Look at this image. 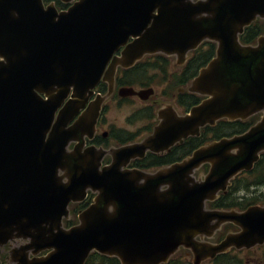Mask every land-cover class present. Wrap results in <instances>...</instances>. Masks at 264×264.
<instances>
[{"label": "water", "instance_id": "1", "mask_svg": "<svg viewBox=\"0 0 264 264\" xmlns=\"http://www.w3.org/2000/svg\"><path fill=\"white\" fill-rule=\"evenodd\" d=\"M258 16L264 18V0H78L60 12L44 0H0V244L17 236L30 240L22 250L54 248L32 260L19 251L15 264H84L94 249L122 264H161L180 246L191 248L199 264L232 246L264 243V206L206 207L264 152V34L256 45L240 41ZM205 39L218 43L217 53L191 91L207 97L185 115L170 105L161 109L154 133L116 149L113 163L100 170L105 151L82 146L85 133L93 136L102 97L67 128L100 81L113 91L119 64L129 67L157 52L184 59ZM153 91L119 93L147 98ZM257 112L261 119L245 133L208 143L155 173L122 169L148 149L164 152L200 135L207 124ZM71 139L80 143L69 153ZM205 163L209 172L197 181L193 172ZM89 187L99 190L95 203L65 229L69 203L85 198ZM226 222L241 230L218 244L196 239Z\"/></svg>", "mask_w": 264, "mask_h": 264}, {"label": "trees", "instance_id": "2", "mask_svg": "<svg viewBox=\"0 0 264 264\" xmlns=\"http://www.w3.org/2000/svg\"><path fill=\"white\" fill-rule=\"evenodd\" d=\"M262 34H264V19L258 18L251 25L245 28V32L240 36V40L244 44H254L257 42L258 37ZM216 46L217 43L214 41L207 40L206 42H203L201 46H199V48L195 51L194 56L196 57H192L189 60V63L185 68V75L183 76L187 77L191 73L192 75L190 76V78L194 76L199 70V68L205 63H207L216 54ZM203 48L205 49V51H203ZM157 57L158 58L156 60H152L151 62L141 61L137 64V66L129 70H125L126 72L125 76L123 77L122 80H120V82H122L123 85H127V84L133 85V82L137 77H142L144 81L146 79L147 68L161 65L163 62L167 60L163 56H157ZM200 98H201L200 96L183 94V93L180 94L179 96L180 103L183 106L187 105V107L198 103ZM260 115H261L260 113L255 114L246 120L238 119V120L230 121L227 119H221L217 122L216 125L206 126L203 129L202 135L200 137L191 136L187 138L183 144L173 147L170 151L164 154L159 155L155 153H150L148 156H146V158L138 159L136 160L135 163L143 168H149V167L163 165L180 160L184 156L189 155L195 148L208 141L219 139L223 136H231L234 134H239L247 131L253 124L257 122V120L260 118ZM151 117H154V115L153 116L151 115ZM149 129H151V127ZM121 132H122L121 135L120 133L119 135L113 134V137L122 143L132 138L130 137L129 132H124V131ZM123 133H125V135H123ZM242 174L253 177V180L248 182L246 187H249V185L258 186L261 185V183H264V152L262 153L260 160L256 163L254 169L249 172L246 171ZM239 181L240 180L236 178L227 191L221 192L220 197H218L216 200L209 201L208 202L209 207L244 209L243 205L245 203L244 200L246 199V196H238V192L241 191V189H243V187L239 185ZM245 201L247 203V205L245 204L246 207L250 204H254V201H247V200ZM87 204H88L87 202L80 204L73 203V210H72L73 218L65 221L67 226H71L78 221L77 213H79L81 209L86 207ZM232 226L235 225L232 224ZM98 261H100L101 264H120L117 258L110 259V257L105 255H100L97 252H94V255H92L91 258L88 259L86 264H97ZM166 264H177V261L176 259L171 258L170 261Z\"/></svg>", "mask_w": 264, "mask_h": 264}, {"label": "rangeland", "instance_id": "3", "mask_svg": "<svg viewBox=\"0 0 264 264\" xmlns=\"http://www.w3.org/2000/svg\"><path fill=\"white\" fill-rule=\"evenodd\" d=\"M203 51L205 49L203 48ZM155 57L153 59H157ZM169 60H166L161 65L147 68L146 79L143 81L142 77H137L133 85L139 90L141 88H154L155 90L147 98H139L138 96L121 99L117 95H111L105 100L106 108L104 111V117L102 119V124L100 128V133L105 129L115 127L118 130L124 132H129L130 137L135 136L136 141H141L150 132L149 128L157 121V110L168 103L175 104L176 108L180 113H184V108H182L178 103L177 99L179 96L180 88H187V84H183L184 81L190 78L192 75L189 74L187 77L185 75V69L181 67L178 63L177 57L175 55L167 56ZM184 80V81H183ZM181 88V89H182ZM150 115V116H149ZM151 115L154 117H151ZM122 132H120V135ZM125 135V133H123ZM120 144L117 143L115 139L109 140L108 146L111 149L118 147ZM109 149V148H108ZM105 162L110 160V157H105ZM111 161V160H110ZM151 168V169H149ZM151 171H156L159 167H149ZM210 169V163H205L195 171V177L197 179H202L204 175L207 174ZM241 174V173H240ZM239 179V185L243 187L241 191L238 192V196H246L247 201H254L264 205V183L261 185H249L246 187L247 183L253 180L252 176L241 174L237 176ZM248 188V189H246ZM94 194H92V199ZM244 200V209H246ZM243 208V207H242ZM241 210L240 208H238ZM73 215L71 214V218ZM232 224L224 223L221 229L215 234L213 238H209L211 241L222 238L228 230L232 228ZM207 240V238H206ZM4 247V246H1ZM261 246H254L252 248H259ZM7 249L9 246L6 247ZM189 248L181 246L172 256L176 259L177 264H191L189 262L193 261V256L185 257L186 262L180 263L181 257L186 255V251ZM97 264H101L98 261Z\"/></svg>", "mask_w": 264, "mask_h": 264}, {"label": "flooded vegetation", "instance_id": "4", "mask_svg": "<svg viewBox=\"0 0 264 264\" xmlns=\"http://www.w3.org/2000/svg\"><path fill=\"white\" fill-rule=\"evenodd\" d=\"M67 6L68 5H66L65 7ZM125 73L126 72L124 70L123 73H121V75H124ZM182 93L184 94L185 92L182 91ZM102 123H103L102 119H100L97 124V131L100 130ZM106 131H108V133L110 134L112 132V128L106 129ZM108 133H105L100 136L101 134L100 131L96 132V136L93 139V141H89V139L86 140V146L90 144H95L97 146H104L108 138V135H109ZM74 145H75V142H71V144L69 145V149L74 148ZM237 231H239V228L236 226H233L230 230L227 231V233L237 232ZM223 238L216 239L213 242H219ZM10 245L12 244L5 245L4 247L0 249V264H6L8 262L10 263L13 262L12 260L13 253H12V248ZM7 246H9L8 249L6 248ZM258 246H261V247L259 248H252V247L251 248H240V249L236 247H232L229 250L218 253L215 257H209V258L203 259L200 264H264V243L259 244ZM190 255L193 256V252L191 250L186 251V255L181 257L180 262L181 263L186 262L185 257H189ZM32 256H33L32 254L29 255V257L31 258ZM190 263L193 264L192 262Z\"/></svg>", "mask_w": 264, "mask_h": 264}]
</instances>
